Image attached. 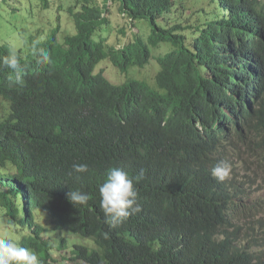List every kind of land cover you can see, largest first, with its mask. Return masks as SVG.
I'll return each instance as SVG.
<instances>
[{"label":"trees","instance_id":"trees-1","mask_svg":"<svg viewBox=\"0 0 264 264\" xmlns=\"http://www.w3.org/2000/svg\"><path fill=\"white\" fill-rule=\"evenodd\" d=\"M10 2L38 28L0 29V59L14 46L23 68L17 83L0 66V235L41 264H264L258 238L232 225L264 207L241 199L264 186V0ZM67 19L74 32L63 33ZM36 41L50 63L37 62ZM161 48L154 84L130 76ZM105 62L127 78L112 81ZM227 155L237 170L218 181L212 168ZM113 167L143 171L140 211L116 227L99 193ZM72 190L90 199L74 205ZM59 231L84 239H59L63 261Z\"/></svg>","mask_w":264,"mask_h":264},{"label":"clouds","instance_id":"clouds-1","mask_svg":"<svg viewBox=\"0 0 264 264\" xmlns=\"http://www.w3.org/2000/svg\"><path fill=\"white\" fill-rule=\"evenodd\" d=\"M38 44L39 41H36L32 46L34 55L38 56L37 62L50 63L49 52L42 47H38ZM0 66L12 69L17 74L16 82H20L23 68L20 64V57L14 46H10L8 55L0 59ZM233 162H237L233 156L227 155L223 157L221 162L213 166V177L218 181H224L227 178L232 179V173L236 172L238 166H234ZM73 169L77 173L87 172L88 165L77 163L73 165ZM142 176L143 171L140 175L133 177L124 169L117 167H113L108 171L106 179L99 186V193L101 196L100 207L104 212L105 223L112 227H116L126 221L130 215L140 211V206L138 204L139 192L136 184L139 183ZM262 184H264V182ZM238 186L239 184L237 182L233 188H237ZM257 187H261V185H257L253 188ZM262 190L264 191V186ZM256 192H258V190L254 192L255 194L253 197H256L254 202L250 203L248 199L245 198V193L241 196L242 201L244 199V203L247 204V206H253L255 202L260 199L261 204L264 206V196H260L259 194L256 196ZM69 199L74 205H83L88 202L90 196L79 190H72L69 193ZM258 218L264 220V207L260 212L254 211L251 217L247 216V212L244 214V211H240L232 219V225L239 230V233L242 231L246 236L248 233H252L258 238V241L254 239V243H252L253 239L251 240V245L255 251L260 250L262 246L264 247V222L261 225H257L256 222ZM252 225H255L256 230L252 232L247 231V228ZM221 240H223V237ZM257 244H259V247H257ZM0 264H41V260L35 252L21 246L16 237L5 232L3 235H0Z\"/></svg>","mask_w":264,"mask_h":264},{"label":"rangeland","instance_id":"rangeland-1","mask_svg":"<svg viewBox=\"0 0 264 264\" xmlns=\"http://www.w3.org/2000/svg\"><path fill=\"white\" fill-rule=\"evenodd\" d=\"M102 1V0H101ZM9 0H0V5H4L5 7L3 9H0V29L2 30V32H6L8 34L11 35H18V31L21 28V24L23 22H27L28 24L32 25V28L36 29L38 28V23H37V18L38 15L36 14L33 18V16H28V13L25 9H20V10H16V5L19 4L16 1V5H12L10 6V4H12V2H10L9 4ZM119 19H115V21H119L122 23V20H120V17H118ZM130 25H128L127 30H130ZM115 26L112 25V27L110 26V30H114ZM64 29L65 31H69V32H74V24L70 19H67L64 22ZM133 30H136V27L132 28ZM63 33H66V32ZM1 32V33H2ZM116 33H111V39L110 41H115L118 37V35H115ZM5 37H1L0 36V43L2 42H6ZM8 41H11L12 43H14V37L10 38ZM15 44V43H14ZM164 49L161 48L160 51H156L155 52V58L151 61V63L143 68V69H134L130 72V76L131 77H135L138 78L140 80H144L148 83L154 84L155 83V77L160 69L159 63L157 62V57L159 52H163ZM102 67L105 70L106 75L114 82H121L124 81L127 78V75H124L120 72H118L116 69H114L111 64L109 62H105ZM258 190V192H256V196L257 194H259L260 196H264V191L262 190V187H257V188H253L252 191L249 192L250 194V199H248V201L250 203L254 202L256 200V197L253 195L255 194L254 192ZM254 191V192H253ZM264 222V221H263ZM253 230H256L255 225H252L251 227L247 228V231L252 232ZM69 232V231H68ZM67 231H59L58 234V238L57 241L54 243L55 246V251H54V258H56L58 261H63L65 260V258L69 257V251L68 249L65 251H59L58 250V242L59 239L64 237L67 239V237H70L69 240V245L72 246L75 243H82V241L84 239H82L79 236H75V235H68ZM252 243H254V239L252 241ZM261 245V244H260ZM257 247H259V244H257ZM57 249V251H56Z\"/></svg>","mask_w":264,"mask_h":264},{"label":"bare ground","instance_id":"bare-ground-1","mask_svg":"<svg viewBox=\"0 0 264 264\" xmlns=\"http://www.w3.org/2000/svg\"><path fill=\"white\" fill-rule=\"evenodd\" d=\"M74 20V19H73ZM75 22V21H74ZM75 28H76V23H75ZM52 30V29H51ZM62 30V29H61ZM43 32V31H42ZM63 32V31H62ZM66 32V31H65ZM69 32V31H68ZM61 33V32H60ZM74 34V33H73ZM68 35V34H67ZM59 37H60V35H59ZM64 38H65V36H64ZM119 71V70H118ZM257 145V144H256ZM232 146H233V144H232ZM251 146V145H250ZM226 147V146H225ZM257 147V146H256ZM258 147H259V145H258ZM233 148V147H232ZM263 148V147H262ZM225 149V148H224ZM230 149V148H229ZM237 149V148H236ZM239 149V148H238ZM247 149V148H246ZM245 149V150H246ZM252 149V148H251ZM257 149H259V148H257ZM264 149V148H263ZM223 150V149H222ZM250 150V149H249ZM254 150V149H253ZM225 151H228L229 152V150H225ZM234 151V150H233ZM239 151V150H238ZM228 152H227V154H228ZM230 152H232V149H231V151ZM241 152V151H240ZM256 152V151H255ZM254 152V153H255ZM238 153V152H237ZM251 153V152H250ZM262 153H263V151H262ZM224 154V153H223ZM226 154V153H225ZM230 154V153H229ZM239 154V153H238ZM247 154V153H246ZM231 155V154H230ZM233 155V154H232ZM259 155V154H258ZM255 156H256V154H255ZM248 214V213H247ZM246 240V239H245ZM251 244V243H250Z\"/></svg>","mask_w":264,"mask_h":264}]
</instances>
